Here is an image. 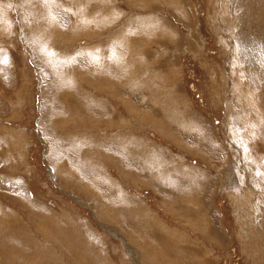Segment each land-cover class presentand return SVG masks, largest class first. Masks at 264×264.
<instances>
[{"label": "rangeland", "instance_id": "rangeland-1", "mask_svg": "<svg viewBox=\"0 0 264 264\" xmlns=\"http://www.w3.org/2000/svg\"><path fill=\"white\" fill-rule=\"evenodd\" d=\"M0 264H264V0H0Z\"/></svg>", "mask_w": 264, "mask_h": 264}, {"label": "bare ground", "instance_id": "bare-ground-1", "mask_svg": "<svg viewBox=\"0 0 264 264\" xmlns=\"http://www.w3.org/2000/svg\"><path fill=\"white\" fill-rule=\"evenodd\" d=\"M55 23V22H54ZM42 29V28H41ZM54 30V29H53ZM48 68V67H47ZM101 70H102V68H101ZM52 83V82H51Z\"/></svg>", "mask_w": 264, "mask_h": 264}]
</instances>
